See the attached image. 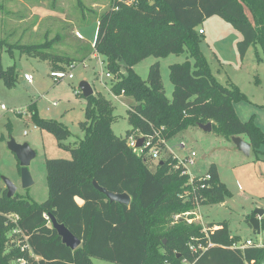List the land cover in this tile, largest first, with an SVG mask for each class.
<instances>
[{
    "label": "trees",
    "instance_id": "obj_1",
    "mask_svg": "<svg viewBox=\"0 0 264 264\" xmlns=\"http://www.w3.org/2000/svg\"><path fill=\"white\" fill-rule=\"evenodd\" d=\"M212 17L222 18L242 35L238 44L242 59L257 43L264 52V0H124L112 3L100 16L89 56L106 58L116 81L113 93L135 98L137 104L128 112L131 130L126 138L116 136L113 104L98 93L84 98L80 89L76 94L86 101V120L80 123L84 138L74 148L63 145L70 136L63 123L40 119L32 112L37 127L54 135L72 159L46 161L49 198L42 204L17 194L9 198L6 188L0 190V264L21 259L25 264H92L93 258L114 264H264V245L233 248L241 239L231 236L226 223L211 224L209 228H222L206 234L202 225L175 221V216L193 213L201 205L225 201L229 192L216 165L191 181L173 155L153 171L144 157L150 149L138 155L128 144L130 138H144L160 153L166 152L169 139L193 126L212 123L213 131L224 137L246 136L252 150L264 155L262 130L253 119L243 122L236 113L234 102L243 100V93L235 85L218 82L200 50L205 31L199 27ZM22 48L49 61L52 72L69 71L77 62L50 54L43 45ZM185 52L193 62L170 66L172 100L166 96L158 63L150 68L147 80L134 71L148 57ZM1 81L9 88L16 86L14 67L0 65ZM94 181L110 193L127 194L130 205L111 203L95 189ZM45 215L54 216L81 246L71 250L64 245ZM12 217L19 220L14 223ZM16 227L27 241L13 233ZM11 237H17L20 245L11 244ZM190 243L214 247L194 255Z\"/></svg>",
    "mask_w": 264,
    "mask_h": 264
},
{
    "label": "rangeland",
    "instance_id": "obj_2",
    "mask_svg": "<svg viewBox=\"0 0 264 264\" xmlns=\"http://www.w3.org/2000/svg\"><path fill=\"white\" fill-rule=\"evenodd\" d=\"M112 3L114 0H42L41 15H54L60 24L51 26L43 22L38 32H33L34 20L20 22L29 15L27 7L33 8L35 2L25 1L24 9L16 0H0V41H4L0 47V65L5 69L14 67L18 79L16 86L11 88L0 82V190L6 188L4 180L7 179L17 188V195L31 202L42 204L49 198L46 161L70 160L72 154L60 146L54 135L37 127L32 112L40 119L63 123L70 132L63 145L74 148L84 138L80 123L86 120V101L76 94L82 82L88 83L96 94L113 104L116 120L112 129L116 136L126 138L131 130L128 112L137 104L135 98L113 93L111 87L116 81L114 75L106 77L109 72L106 58L96 53L89 56L96 41L98 20ZM45 8H49L48 12ZM199 29L206 33L200 36L199 47L213 76L225 86L231 84L239 88L244 99L234 102L236 113L243 122L253 119L264 134V52L261 45L252 46L242 59L238 47L242 35L222 18L206 19ZM81 43L85 49H80ZM32 45H43L50 54L76 59L75 65L69 68L74 80L57 82L52 78L50 62L30 55L22 48ZM99 59L104 63L102 68ZM187 61L193 62L188 52L164 58L151 56L136 64L134 71L147 80L150 68L158 63L166 96L172 100L174 86L170 80V66ZM122 73L125 75V70ZM25 75H31L33 82L28 83ZM29 107H33L32 110ZM233 138L219 135L213 129L205 132L199 126H193L169 139L167 151L161 152L158 159H151L154 149L144 157L153 171L169 155L179 160L189 158L188 173L192 177L206 175L210 167L216 165L220 180L229 192L225 201L201 205L193 212L196 215L183 213L177 216L205 229L211 224L226 223L231 236L239 237L242 244L251 240L261 246L264 245V232L255 234L250 220L256 210H264V155L254 150L249 156L245 155L238 150ZM240 138L249 143L246 136ZM11 140L18 145H28L36 154L28 167L34 184L27 189L23 188L20 162L8 147ZM260 151L264 152V144ZM192 153L196 157H192ZM48 226L51 227L50 223ZM10 243L14 244V238ZM92 264L114 263L93 258Z\"/></svg>",
    "mask_w": 264,
    "mask_h": 264
},
{
    "label": "water",
    "instance_id": "obj_3",
    "mask_svg": "<svg viewBox=\"0 0 264 264\" xmlns=\"http://www.w3.org/2000/svg\"><path fill=\"white\" fill-rule=\"evenodd\" d=\"M79 89L81 90L84 98H89L94 95L93 88L86 82L80 83ZM199 127L205 132L212 131V123H208L206 125L199 124ZM233 141L240 152L247 156L251 154L252 146L250 143L245 142L240 137H234ZM144 142V138L139 139L137 147L142 148ZM8 147L17 156L22 167L21 176L23 188L27 189L31 187L34 182L29 173L28 167L30 166L31 161L35 158L36 154L29 148L28 145H18L14 140L9 142ZM4 182L6 184L8 197H14L17 192V188L7 179H5ZM93 185L95 189L105 195L111 203H119L125 206L130 205L131 199L127 194L117 195L110 193L106 189L100 187L96 181L93 182ZM254 215L255 216L250 220V225L252 226L255 234H261V220L264 216V210L258 209ZM48 217L50 219L52 228L58 233L64 245H66L71 250H76L81 246L82 242L77 239L64 225L60 224L54 216L48 215Z\"/></svg>",
    "mask_w": 264,
    "mask_h": 264
},
{
    "label": "built area",
    "instance_id": "obj_4",
    "mask_svg": "<svg viewBox=\"0 0 264 264\" xmlns=\"http://www.w3.org/2000/svg\"><path fill=\"white\" fill-rule=\"evenodd\" d=\"M122 2V1H124V0H114V2ZM200 33H201V31H200ZM98 55V54H97ZM99 63H100V66H101V68H102V66L104 65V63L99 59ZM74 67H72V69H73ZM51 76H52V78H54L57 82H60V81H63V80H74V76H73V74L71 73V71H53L52 73H51ZM103 76V72H102V75H101V77ZM106 77L107 78H112V75L108 72L107 74H106ZM24 78H25V80L28 82V83H32L33 82V78H32V76L31 75H25L24 76ZM128 144H129V147L134 151V153H136V154H138V155H141V154H143L144 153V150L145 149H147V148H149L150 150H152V149H154V151H153V154L151 155V159H153V160H155V159H158L159 158V155H160V151L158 150V149H156L153 145H152V142H151V140H149V141H145L144 142V145H143V147L142 148H138L137 147V144H138V140H136V139H134V138H130L129 139V141H128ZM181 147H183V145H181ZM192 157H196V154L195 153H192ZM176 158V157H175ZM178 159V158H177ZM179 160V159H178ZM191 160L188 158V159H185V160H179V162L186 168V170H187V173H188V164H190L191 162H190ZM189 174V173H188ZM191 177V181H192V179L194 178V177H192V176H190ZM207 178L209 179V176H207ZM186 216H190V215H196L195 213H187V214H185ZM45 218L49 221V223H50V219H49V217H48V215H45ZM263 218H264V216H263ZM14 223H16L18 220H19V218L18 217H12V218H10ZM180 219H182L180 216H177L176 217V221H178V220H180ZM185 220H187V219H185ZM187 222L188 223H192L191 222V220H187ZM50 225H51V223H50ZM222 227L221 226H218V225H216V226H214L213 228H209V229H205L204 228V232L207 234L209 231L210 232H214V231H218V230H220ZM13 233L14 234H18V235H20L23 239H24V241H27V237H25V235L23 234V232H22V230L19 228V227H16L15 228V230L13 231ZM16 238V239H15ZM14 238V241L16 242V241H18L17 240V237H15ZM16 243H18L17 244V246H19L20 245V240L18 241V242H16ZM256 245L252 242V241H247L246 242V244H242V243H239V244H235V245H233V248H235V249H239V250H244V249H246V248H249V247H255ZM263 245H261V246H258V247H262ZM211 247H214V244H212V243H209L207 246H203L202 244H200L199 246L198 245H196V244H193V243H191L190 245H189V249H190V251H191V253H193L194 255H198V254H202V253H204L206 250H208L209 248H211ZM25 249V246L22 248V250H24ZM185 263H186V261H185ZM16 264H25V261L23 260V259H21V260H18L17 262H16Z\"/></svg>",
    "mask_w": 264,
    "mask_h": 264
},
{
    "label": "crops",
    "instance_id": "obj_5",
    "mask_svg": "<svg viewBox=\"0 0 264 264\" xmlns=\"http://www.w3.org/2000/svg\"><path fill=\"white\" fill-rule=\"evenodd\" d=\"M6 1L7 2H11L12 0H6ZM16 1L19 3L20 7L26 9L24 6H26L25 5V1H27V0H16ZM29 1L35 2V5H34L33 8L27 7L29 15H26L24 17V19L22 18V21L20 22V24H24V23H27L28 21L34 20V22L32 24H35V25L31 26L33 32H38V30L41 27L43 22H46L48 25H51V26L55 25L56 23L60 24V22L56 21L58 19L54 15H52V16L41 15V12H40L39 8H42V6H43V5L40 6L42 0L41 1L29 0ZM95 6H97V5H94V7ZM46 8H45V10H46ZM48 9L46 10L47 12H48ZM7 14H9V13H7ZM61 22L65 23L64 21H61ZM61 25H63V24H61ZM205 35H206V33L203 34V36H205ZM83 47H85V45L81 43L80 48H83ZM252 230H253V228H252ZM247 241H251V240H247Z\"/></svg>",
    "mask_w": 264,
    "mask_h": 264
}]
</instances>
